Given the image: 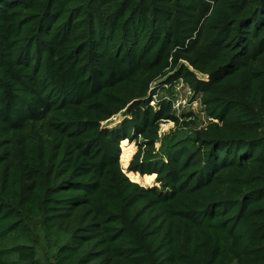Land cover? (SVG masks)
<instances>
[{
    "label": "trees",
    "instance_id": "trees-1",
    "mask_svg": "<svg viewBox=\"0 0 264 264\" xmlns=\"http://www.w3.org/2000/svg\"><path fill=\"white\" fill-rule=\"evenodd\" d=\"M0 264H264V0H0Z\"/></svg>",
    "mask_w": 264,
    "mask_h": 264
},
{
    "label": "rangeland",
    "instance_id": "rangeland-1",
    "mask_svg": "<svg viewBox=\"0 0 264 264\" xmlns=\"http://www.w3.org/2000/svg\"><path fill=\"white\" fill-rule=\"evenodd\" d=\"M169 89H170V87H169ZM168 95L172 99L173 103H176L178 101L182 102L183 108L180 109L182 112L185 111L187 113H190L194 117L199 116L200 119L205 122V120H203V114L201 113L200 104L197 101H193V99H192L193 96H192L190 89L187 88L183 83L178 84L175 87V89H173V92H170V94H168ZM120 119H121V117L119 116V117L115 118L113 120V122L108 123L106 126H112V124L119 122ZM192 119L193 118L187 119V121H190ZM181 124H182V122H181ZM192 133H193L192 128H186V127H183L181 125L175 126V124L173 122H167L161 126L160 135H161V139L165 140L166 138H171V137H175V136L183 138V137H186L188 135H192ZM127 146H128V148L131 147L132 152H131L128 160H126V161L121 160L122 161V167L124 168L125 171H127L129 169L130 164H131L134 156L136 155V153L138 151V148H137L135 143L129 142V144ZM144 178L145 177H143V179ZM35 227L36 228H34V229L35 230L37 229L38 233L41 234L42 233L41 222L36 223ZM38 251L40 253L41 258H43L44 261H45V258H48L50 256L49 254H51V250L49 248L48 249L45 248L42 245V243H41V246H40Z\"/></svg>",
    "mask_w": 264,
    "mask_h": 264
},
{
    "label": "built area",
    "instance_id": "built-area-1",
    "mask_svg": "<svg viewBox=\"0 0 264 264\" xmlns=\"http://www.w3.org/2000/svg\"><path fill=\"white\" fill-rule=\"evenodd\" d=\"M167 88H168V86H167ZM154 98L156 99L157 98V95L156 96H154ZM181 108H183L182 107V102H176V103H174V110L175 111H177V112H180L181 110Z\"/></svg>",
    "mask_w": 264,
    "mask_h": 264
}]
</instances>
